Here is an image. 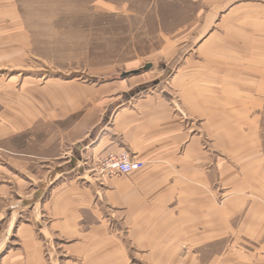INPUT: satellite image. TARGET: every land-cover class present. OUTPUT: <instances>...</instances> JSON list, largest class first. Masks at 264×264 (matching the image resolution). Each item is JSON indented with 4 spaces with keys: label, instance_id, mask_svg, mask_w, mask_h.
<instances>
[{
    "label": "crops",
    "instance_id": "obj_1",
    "mask_svg": "<svg viewBox=\"0 0 264 264\" xmlns=\"http://www.w3.org/2000/svg\"><path fill=\"white\" fill-rule=\"evenodd\" d=\"M155 1L191 20L161 28L174 58L41 82L24 1L0 0V264H264V0ZM122 153L145 168L102 176Z\"/></svg>",
    "mask_w": 264,
    "mask_h": 264
},
{
    "label": "rangeland",
    "instance_id": "obj_2",
    "mask_svg": "<svg viewBox=\"0 0 264 264\" xmlns=\"http://www.w3.org/2000/svg\"><path fill=\"white\" fill-rule=\"evenodd\" d=\"M23 1L26 27L36 32L26 34V39L31 40L30 43L26 41L23 71L26 80L35 76L41 82L50 78L89 80L93 77L99 81H115L129 68L171 60L177 53L160 49L166 41L161 28L173 34L178 22L191 21L184 16L177 20L174 16L160 22L155 15H150L151 10L171 9L168 4L155 0ZM116 4L122 7L118 14ZM183 10L192 12L193 9L191 5L183 4ZM129 29L136 34H116ZM170 39L176 41L177 37ZM156 69L154 77L163 78L165 73H161L159 66ZM14 74L16 72L10 70L8 78ZM163 86L170 88L167 84ZM47 169L46 166L43 168L44 171ZM32 175L27 170L24 173L26 199L33 196L40 185L39 179ZM31 212L29 209L25 211V222L31 219ZM108 213V223L113 229V212L109 210Z\"/></svg>",
    "mask_w": 264,
    "mask_h": 264
},
{
    "label": "built area",
    "instance_id": "obj_3",
    "mask_svg": "<svg viewBox=\"0 0 264 264\" xmlns=\"http://www.w3.org/2000/svg\"><path fill=\"white\" fill-rule=\"evenodd\" d=\"M141 162L129 153L111 154L97 162V170L102 176L130 175L145 168Z\"/></svg>",
    "mask_w": 264,
    "mask_h": 264
}]
</instances>
